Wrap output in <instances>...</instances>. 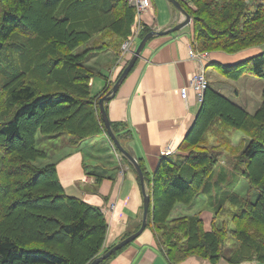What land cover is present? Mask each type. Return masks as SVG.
I'll list each match as a JSON object with an SVG mask.
<instances>
[{
	"label": "trees",
	"instance_id": "1",
	"mask_svg": "<svg viewBox=\"0 0 264 264\" xmlns=\"http://www.w3.org/2000/svg\"><path fill=\"white\" fill-rule=\"evenodd\" d=\"M129 1L0 0V264H91L102 251L108 225L101 209L66 193L57 164L34 163L48 156L38 146L39 133L67 135L74 146L106 134L99 101L107 91L92 95L95 72L87 62L99 51L119 56L135 17ZM179 1L193 19L195 49L235 54L264 45V0ZM104 32L109 38L98 49L76 53ZM222 72L233 80H264V52ZM262 96L250 113L209 86L178 154L163 158L154 175L141 166L151 196L147 227L172 262L191 255L217 261L226 256L230 236L237 242L230 261H264V90ZM121 127L112 124L120 142L130 137ZM233 130L249 136L237 158L249 189L248 199L232 198L239 209L232 228L213 223L208 232L198 216L170 220L174 205H192L208 191L204 186L225 156L219 144L230 146Z\"/></svg>",
	"mask_w": 264,
	"mask_h": 264
},
{
	"label": "crops",
	"instance_id": "2",
	"mask_svg": "<svg viewBox=\"0 0 264 264\" xmlns=\"http://www.w3.org/2000/svg\"><path fill=\"white\" fill-rule=\"evenodd\" d=\"M151 2L150 10L142 16L146 26L142 34L146 30H169L182 21V14L168 0ZM195 51L190 26L170 35L153 37L135 67L120 84L114 98L106 104L110 122L121 124V133L128 132L130 135L121 142L123 147L149 175H154L160 161L166 158V151H172L173 155L169 157L178 154L202 108L193 89L188 90L186 98L182 97V90L189 87L190 79L197 70V62L190 58V53ZM263 52L264 46L235 54L211 52L206 70L211 65L219 69L234 67ZM107 57L102 56L97 68L98 75L92 80L94 96L115 82L121 74L120 67H116L118 57L113 56L110 63H107ZM215 91L223 95L220 90ZM236 95L239 96L238 90ZM228 98L234 100L233 97ZM255 108L253 112L244 109L255 113L259 105H255ZM89 141L90 158H84L83 142L73 147L70 155L58 160L57 170L69 196L103 210L108 225L104 248L109 250L139 229L143 215V191L137 173L110 149L105 135ZM99 144L102 145L101 149L106 150L104 153L108 158L103 162L93 154ZM211 183L210 180L209 185ZM112 204L114 208L110 209ZM200 218L204 229L211 231L215 218L213 213L201 212ZM100 264H264V261L234 263L230 261V255H226L212 262L192 255L180 263H174L157 245L154 232L147 227L134 242Z\"/></svg>",
	"mask_w": 264,
	"mask_h": 264
},
{
	"label": "rangeland",
	"instance_id": "3",
	"mask_svg": "<svg viewBox=\"0 0 264 264\" xmlns=\"http://www.w3.org/2000/svg\"><path fill=\"white\" fill-rule=\"evenodd\" d=\"M248 2H249V4L253 5L256 2V0H248ZM148 3H149V5L152 4L151 0H148ZM150 8H151V5L148 6V9H144L142 11H139L140 16L143 15L146 11H149ZM106 38H109V37L107 36V33H105V32L101 35L100 34L96 35L93 38H91L88 42H86V44H83L81 47H79L76 50V53H78V54L84 53L85 50H87V49H89V50H95L96 48L98 49L99 46H101L103 44V42L106 41ZM262 46H264V45L251 47L249 49H256V48L260 49ZM246 50H248V49H246ZM112 54L110 52L103 53V52L99 51L97 54L95 52V55L93 54L90 57V59L87 62V66L90 67L91 69L93 68V70L95 72L94 77H96V75H98L97 68L100 65V63L102 62L101 61L102 56L105 57L107 55L108 56L107 57V63H110V60L114 56V54L113 55ZM129 61H130L129 59L126 60V64L127 63L129 64ZM137 62H138V60H137ZM221 69L217 68V66H212V65L207 68L206 78L208 80L209 85L211 87H213L215 90H220V92L223 93V95H225L226 97L227 96L233 97V99H234L233 101H236V103H238V105L242 106L246 110L252 111V112L255 111V109H256L255 105L260 106L263 102L262 93L264 90V80L257 77V76H254V75H244L241 78H239L238 80H233L231 78L229 79V78H226V76L222 73ZM93 78L90 81L91 93H92V86H93V84H92ZM111 85L113 86V83H111ZM111 90H112V87H110L109 89H107V87H105L102 92L107 91L104 94V96H106ZM237 90L239 92V96L236 95ZM96 96H98V95H96ZM232 138H233V141H232L231 145H233L234 148H231V145L230 146L229 145L224 146V144H221V143L219 144V146H221L219 149L224 150L225 156L218 163V165L214 171L213 176L210 178V180L212 182L211 185H208V182H207V185L204 186V188L208 187V191L205 193L206 195L203 193V194L199 195L198 197H196V200L194 201L195 204H192V205H188V204L184 205L182 203H178V204L174 205V207L172 209V213L170 215V220L178 219L181 217H189V216H199L200 217L201 212L206 213V214L213 213V218L214 217L215 218L213 219L212 224L215 223V225L217 227H220L223 224H226V226L228 228H232L231 220L234 216L233 214H235L239 210L238 207L233 205L232 198L234 196H238V197L242 198L243 200L248 199L247 191L249 189V184H248L247 180L240 174L239 162L237 161V158H238V156H241L243 154V151L247 147V145L249 143V136L242 131L233 130L232 131ZM209 139H210L209 143L214 144L213 143L214 137L210 136ZM37 140H38L39 148L47 151V154H48L46 159H40L34 163L35 165H38V166H46L49 164H58V160L63 159L65 157H67L68 155H70V150H73V147H75L72 144L73 139H71L67 135L66 136L62 135L61 137H58V138H51V137L47 138V137H43L39 133ZM89 142H90L89 140L86 142L87 146H85V142L82 144V146H85L83 154H84V158H86V159L91 157L90 156L91 152L88 151ZM101 148H102V145L99 144V146L96 148V150L94 151L93 154L100 157L101 158L100 161L103 162L104 160H107L108 158H106V153H104V152H106V150H103ZM0 157H1V155H0ZM87 166H88V163H87ZM162 195H163L162 192L160 194H158V196H162ZM18 196L23 197V195L20 193H18ZM258 197H259V193L257 191H253V194L250 197L251 202L255 203L257 201ZM160 202H162V201H160ZM182 202H185V201H182ZM32 204L37 205L36 202H34ZM38 204H40V203H38ZM43 205L47 206V207L52 206L48 202H45ZM36 208L38 211V208H40V207L37 206ZM50 209H53V208L51 207ZM29 210H31V209H29ZM180 211H182L184 213V215H182ZM28 213H31V211H27V214ZM223 222H225V223H223ZM35 223L36 222L32 223L31 226H34ZM37 224L38 223H36V229L38 230L39 233H41V231H39V230L42 228H40L41 226H39V224L38 225ZM44 231L45 230H43V232ZM107 232H108V230H107ZM106 236H107V234H106ZM63 240L66 241V243H67L69 241V238L67 236H64ZM71 244H72L71 242H68V245L70 247H71ZM77 244L79 245L80 243H77ZM104 245H105V243H104ZM236 245H237V242L235 240H233L232 236H230L226 242V247H225V251H226L227 256L234 252V250L236 249L235 248ZM74 247H76V245ZM104 247L105 246H103L102 251L97 258H99L100 256H102L103 254L106 253L107 250ZM118 252H116V253H118ZM196 256L202 257L200 255H196ZM202 258H204V257H202ZM96 259H94L93 262ZM204 259H208V258H204ZM208 260H210V259H208ZM212 262H216V261H212Z\"/></svg>",
	"mask_w": 264,
	"mask_h": 264
},
{
	"label": "water",
	"instance_id": "4",
	"mask_svg": "<svg viewBox=\"0 0 264 264\" xmlns=\"http://www.w3.org/2000/svg\"><path fill=\"white\" fill-rule=\"evenodd\" d=\"M168 1L177 10H179L182 13V15H183L182 22H180L178 25L171 28L170 30L152 31V32L148 33L147 35H145V37L142 39L141 43L139 44L137 51H136L135 55L133 56L132 60L130 61L128 66L124 69V71L122 72L119 80L116 82V84L114 85L112 90L106 96L101 98L99 101L100 114H101L102 121L106 127V130H107L109 137L114 142V144L118 148L119 152L131 162V164L133 165V167L136 170V173L139 177L140 184H141L142 191H143L144 205H143V215H142V222H141L140 229L137 232H135L134 234H132L129 237H127L126 239H124L123 241H121L119 244H117L116 246H114L110 250H108L105 254H103L102 256L97 258L94 262H92V264H100L102 261L108 259L110 256L114 255L116 252H118L119 250H121L125 246L134 242L145 231V229L147 228V225H148L149 209H150V205H151V197L147 192L144 172H143L140 164L138 163V161L128 151H126L125 148L118 141V139H117V137H116V135L112 129L111 122L108 118V114L106 112L105 105H106V102L110 101L115 96L116 92L118 91L120 84L123 82V80L131 72V70L135 66L137 60L139 59L142 52L144 51L148 41L151 38H153L155 36H166V35L173 34L177 31L182 30L184 27L188 26L191 23V21H192L191 16L181 6V4L178 0H168Z\"/></svg>",
	"mask_w": 264,
	"mask_h": 264
},
{
	"label": "built area",
	"instance_id": "5",
	"mask_svg": "<svg viewBox=\"0 0 264 264\" xmlns=\"http://www.w3.org/2000/svg\"><path fill=\"white\" fill-rule=\"evenodd\" d=\"M139 4V11L146 9L149 6V3L147 1H140ZM139 29V27L136 28L135 34L139 32ZM134 39V36H132L124 44L123 50L125 52L131 53V50H133ZM190 57L197 62L198 66L196 72L191 77L189 87L182 90V96L186 98L188 95V90L193 89V91L196 93L198 101L202 102L204 94L208 88V83L205 77V68L208 65V61L210 59L209 54L207 52H191ZM111 207L113 208L114 205H112Z\"/></svg>",
	"mask_w": 264,
	"mask_h": 264
}]
</instances>
